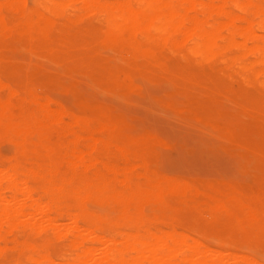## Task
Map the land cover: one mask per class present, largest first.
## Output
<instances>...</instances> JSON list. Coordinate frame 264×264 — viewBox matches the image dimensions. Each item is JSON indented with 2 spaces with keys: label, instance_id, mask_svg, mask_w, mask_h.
Returning <instances> with one entry per match:
<instances>
[{
  "label": "bare ground",
  "instance_id": "1",
  "mask_svg": "<svg viewBox=\"0 0 264 264\" xmlns=\"http://www.w3.org/2000/svg\"><path fill=\"white\" fill-rule=\"evenodd\" d=\"M136 33L176 66L153 67L144 83L121 80L142 66L132 57L115 66L96 46L135 49ZM213 61L223 65L215 78L191 70ZM0 77L23 78L16 88L0 79V252L11 254L3 264H264V0H0ZM169 80L177 94L155 90ZM91 84L164 110L194 129L197 143L183 152L224 158L253 183L205 182L208 202L178 200L197 187L157 170L139 176L147 161L133 166L117 145L164 142L151 129L137 134L140 118L103 106ZM49 92L82 100L79 114ZM100 119L107 124L89 127ZM97 129L105 137L94 138ZM142 176L143 187L132 183Z\"/></svg>",
  "mask_w": 264,
  "mask_h": 264
},
{
  "label": "rangeland",
  "instance_id": "2",
  "mask_svg": "<svg viewBox=\"0 0 264 264\" xmlns=\"http://www.w3.org/2000/svg\"><path fill=\"white\" fill-rule=\"evenodd\" d=\"M84 25L90 27L91 29H94L99 26V23L95 20L87 19L86 22H84ZM73 33L76 35V40H78V42L86 44V38H84L81 33L79 34L77 29H74ZM149 35L156 37V34L149 33ZM131 38L134 39V41L137 42L139 46L135 48L136 50L131 49L130 47L126 48L121 46H117L113 49L104 45H101L99 47L96 46V48H98L101 53L108 55L109 57H115V66H127L129 59L128 57H132V59L137 62V64L142 66L143 70L141 74L120 75L119 77L121 80L129 82L136 78L138 81L144 83L148 81L147 73L152 74L153 67H160L161 65H164L173 69L176 66L173 60H165L164 62H162L160 60V53L158 51L154 52L153 55L150 54L148 51L150 46L141 44L142 41L140 39L139 33L132 35ZM160 62H162V64ZM221 68H223L222 64L218 63L217 61H213L201 64L200 68L192 66L191 70L196 74L199 80H204L206 76L209 75H212L215 78V76L217 75V71H219ZM0 79H2V83H6L10 88H16L17 85H20L23 80L22 77H14L10 80L0 77ZM156 89L158 93L162 94L171 95L178 93V90L174 86V83L170 80L163 81L161 85L158 86V88H155V90ZM38 92L40 95L49 96L47 94V91L43 92L41 89H39ZM87 92H94L99 100V103H101L105 107H114L120 112L129 115L130 117H135L137 115V117L140 118V124L135 127L137 134L141 130L151 129L153 131L154 137L164 142L163 145H146V143L143 142L134 144L124 143L123 141L119 140L117 142V145H124V147H126L125 149L128 150L126 151L125 155L126 161L130 164H133V166H137L138 164L141 165V163L143 162L142 160L147 161L146 168L136 169L137 174H140L139 176H141L143 173V176L149 177L151 172L157 170L159 171V173L164 174L168 177H178L184 179L190 184H193L197 187V190L191 194L189 193L190 191H187L185 194H181V196L178 197V200H189V203L191 205L208 202V197H206L205 193H203V185L205 184V182L224 183L238 186H247L253 183L250 176L242 173L238 166L230 163L224 158L215 159L212 157H190L187 152H183L181 146H184L187 143H197L195 138L190 137L192 136L190 134L193 133L192 131H194V129L185 125H180L174 118L169 117L167 115V112H165L164 110L160 109V111L155 114L152 112L151 106L149 104L140 102L128 103L118 98H114L113 100L93 84L87 87ZM49 93L51 95L50 98L53 102H59L63 104L67 108L66 110H68L70 113L74 112L75 114H79L81 109L80 106L83 102L82 100H79L72 95L63 94L62 92ZM6 97V91H0V98L5 99ZM11 101L15 104L18 103V99L16 97ZM190 104L191 107L196 108L198 106L197 102H191ZM50 106L51 108H54V105ZM157 109L159 108L157 107ZM87 118L89 119L91 118V116H87ZM64 120L68 122L69 117L66 116ZM97 123L103 125L107 124L106 120L100 119L90 122L89 127L92 125H98ZM95 128L97 127L95 126ZM57 135L58 134H55L53 131H50V133H48L49 139L53 142L61 140L62 142H60L63 143L66 141L65 137ZM104 135H106L104 134V132H100L97 129L94 138L98 137V139H102L103 137H105ZM78 141H80L79 144L77 143L79 148L84 149L83 146H85V141L83 140V138H79ZM152 147H154L153 150ZM12 152H14V149L12 147H6L3 150V153L6 155ZM92 156L95 158H99L101 156L100 151L95 150L94 152H92ZM113 156L114 155L109 154L107 157H110L109 160H111L112 162L118 164H122V162L125 163L119 157ZM143 176L138 179H134L132 183L142 185L143 187V184H145L146 182L145 177ZM32 240L40 242L41 238L32 236ZM10 255L11 254L8 252H0V264H3Z\"/></svg>",
  "mask_w": 264,
  "mask_h": 264
}]
</instances>
